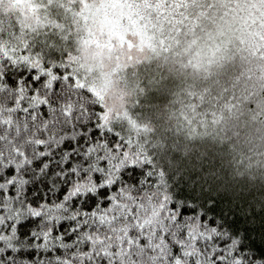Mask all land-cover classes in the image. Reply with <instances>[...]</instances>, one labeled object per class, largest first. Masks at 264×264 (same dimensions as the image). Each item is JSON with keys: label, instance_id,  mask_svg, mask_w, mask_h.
Here are the masks:
<instances>
[{"label": "clouds", "instance_id": "obj_1", "mask_svg": "<svg viewBox=\"0 0 264 264\" xmlns=\"http://www.w3.org/2000/svg\"><path fill=\"white\" fill-rule=\"evenodd\" d=\"M0 264H264V0H0Z\"/></svg>", "mask_w": 264, "mask_h": 264}]
</instances>
